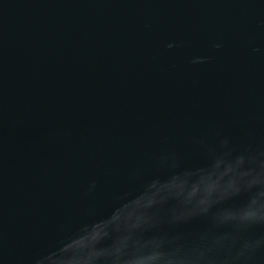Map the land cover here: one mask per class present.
<instances>
[{"label": "water", "instance_id": "obj_1", "mask_svg": "<svg viewBox=\"0 0 264 264\" xmlns=\"http://www.w3.org/2000/svg\"><path fill=\"white\" fill-rule=\"evenodd\" d=\"M0 264H264V0H0Z\"/></svg>", "mask_w": 264, "mask_h": 264}]
</instances>
